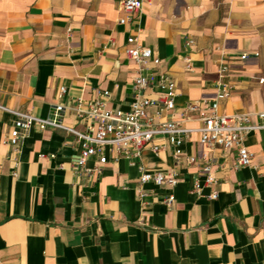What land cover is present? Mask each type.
<instances>
[{
    "label": "crops",
    "instance_id": "0c3cea01",
    "mask_svg": "<svg viewBox=\"0 0 264 264\" xmlns=\"http://www.w3.org/2000/svg\"><path fill=\"white\" fill-rule=\"evenodd\" d=\"M118 1L0 0V105L46 118L61 103L63 121L81 130L67 108L78 99L127 111L138 69L125 50L136 37L159 59L146 70L175 83L174 107L147 114L193 131L179 146L155 139L162 148H145L136 163L106 146L100 172L77 174L73 135L34 125L14 150V116L0 109V264H264V129L245 135L252 157L237 167L234 150L200 143L195 114L182 120L186 103L215 97L225 63L232 90L217 112L260 122L264 0H142L124 24ZM95 165L90 158L85 166ZM140 165L177 182L141 183Z\"/></svg>",
    "mask_w": 264,
    "mask_h": 264
},
{
    "label": "built area",
    "instance_id": "2783aa9c",
    "mask_svg": "<svg viewBox=\"0 0 264 264\" xmlns=\"http://www.w3.org/2000/svg\"><path fill=\"white\" fill-rule=\"evenodd\" d=\"M119 8L124 17L118 22L124 24L137 14L142 8V0H119ZM130 46L125 50L129 59L137 66V75L133 78V94L127 111L110 110L105 107L102 99L92 102L76 100L67 108L78 122L84 124V128L78 129L75 125H68L62 119L65 106L61 103L54 105L50 115L46 118L37 117L31 113L16 111L0 105V109L8 111L14 116L15 130L8 142L14 150H17L22 139L29 129L36 125L40 130L47 128L58 129L73 135L79 143L78 157L74 163V171L77 174L91 175L93 172H100L101 165L106 162L104 148L106 146L115 147L119 155L128 159L131 163H136L145 148H150L157 152L161 145L155 144V139L161 137L167 139L172 145L179 146L192 129L185 128L182 121L164 120L154 122L147 114L150 107L156 109V114L170 111L174 107L175 83L172 77L164 72L147 71L146 63L152 60L155 65H159L150 47L136 43V37L128 38ZM187 45L192 44L189 40ZM241 55L240 58H245ZM189 62V59H186ZM187 68L190 64L187 63ZM229 67L222 63L219 67L218 90L211 100L190 101L185 104L182 112V120L188 119L195 114L200 121V125L194 129L200 135V143L208 148L220 147L224 151L234 150L236 155V166L243 167L250 164L252 154L244 145L245 135L256 129H264V112L258 113L260 122L252 124L248 113L219 114L217 112L220 100L227 98L232 90L231 84L225 80ZM261 81V80H260ZM149 87H157L162 90L156 98L152 99L145 95ZM65 88L60 89L63 94ZM104 92V96H107ZM179 150L174 151V158L179 159ZM95 158L97 165L93 169L86 168V161ZM188 163H194V157H187ZM141 183L154 182L157 185L168 184L174 186L177 179L173 173H161L146 171L139 166ZM206 172V182L211 184L214 177L211 166L204 163ZM211 198L217 197V191H212ZM173 196L170 195L165 200L170 206Z\"/></svg>",
    "mask_w": 264,
    "mask_h": 264
}]
</instances>
